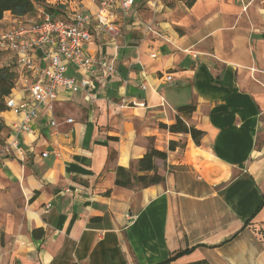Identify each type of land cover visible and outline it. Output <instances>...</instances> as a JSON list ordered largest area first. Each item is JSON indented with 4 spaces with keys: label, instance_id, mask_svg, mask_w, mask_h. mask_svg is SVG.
<instances>
[{
    "label": "crops",
    "instance_id": "obj_1",
    "mask_svg": "<svg viewBox=\"0 0 264 264\" xmlns=\"http://www.w3.org/2000/svg\"><path fill=\"white\" fill-rule=\"evenodd\" d=\"M30 16L5 12L0 32ZM90 33L83 52L115 73L92 65L90 99L60 90L0 156V264H155L183 249L177 263L264 264V0H134ZM7 52L10 97L29 105ZM176 115L203 132L198 144L167 129ZM21 116L0 113V147ZM151 145L167 153L154 160L162 180L115 185Z\"/></svg>",
    "mask_w": 264,
    "mask_h": 264
},
{
    "label": "built area",
    "instance_id": "obj_2",
    "mask_svg": "<svg viewBox=\"0 0 264 264\" xmlns=\"http://www.w3.org/2000/svg\"><path fill=\"white\" fill-rule=\"evenodd\" d=\"M63 1L62 4L66 6L69 0ZM90 2L95 5L93 12L72 11L66 6L67 16L60 19L53 18L45 9H38L36 18L30 16L26 22L17 23L0 32V51L13 54L14 63L21 70L22 82L31 99L29 105L16 103L11 97L6 99V106L14 108L22 116L12 123L11 139L6 146L0 147V156L9 147L18 149V136L31 131L30 123L38 117L41 108L47 113L53 112L60 90L86 92L89 76L94 73L92 65L105 67L109 74L115 73L110 62H104L93 54H85L83 46L90 38L92 27L111 29L112 15L129 13L134 0ZM154 3L155 1L152 2ZM147 29L153 31L150 25H147ZM69 65L81 72L79 80L66 74ZM165 78L170 80L171 75H166ZM86 96L90 99L92 94L87 91ZM65 122L71 123L73 120L66 118ZM49 124L55 127L58 123L51 118ZM47 154V151H43L41 156L45 157Z\"/></svg>",
    "mask_w": 264,
    "mask_h": 264
},
{
    "label": "trees",
    "instance_id": "obj_3",
    "mask_svg": "<svg viewBox=\"0 0 264 264\" xmlns=\"http://www.w3.org/2000/svg\"><path fill=\"white\" fill-rule=\"evenodd\" d=\"M40 0H0V19L3 18L5 12H9L13 16L23 17L26 15H32L35 11L37 4ZM44 9L53 18L65 19L67 16L66 6L62 3H56L54 6H44ZM16 77V70L10 64L0 62V113L6 110V99L10 97L11 90L14 86ZM194 109L193 105H182L178 108L179 113L189 114ZM2 129V123L0 121V131ZM170 132H182L189 133L193 141L198 144L202 131L194 128L191 125H186L185 122L176 115L174 123L167 126ZM173 147V143L169 144V148ZM167 153L165 151L158 150L152 145L148 147L147 151L139 158L134 165L135 172L131 169L123 167H117L115 185L122 187H131L134 184L141 187L158 183L162 180V176L156 172L154 160L156 158L165 159ZM140 173V174H139ZM264 202V198H263ZM34 232L38 230H33ZM2 241L0 240V246ZM190 249L175 250L170 255L155 263V264H210L205 259H198L185 263H177L176 259L183 254H186Z\"/></svg>",
    "mask_w": 264,
    "mask_h": 264
},
{
    "label": "rangeland",
    "instance_id": "obj_4",
    "mask_svg": "<svg viewBox=\"0 0 264 264\" xmlns=\"http://www.w3.org/2000/svg\"><path fill=\"white\" fill-rule=\"evenodd\" d=\"M177 1L185 2V0H163L164 3L172 4V5L175 4V2H177ZM56 2H57V0H40L39 4H37L35 11L33 12L34 15H36L38 13V11H37L38 9H44V6H54V5H56ZM63 2H64L63 0H60L57 3H63ZM66 6L68 8H70L72 11H75V9H76L74 7H70V5L68 3L66 4ZM32 18H34V17H32ZM22 22H24V21H22ZM2 29H5V28H2ZM4 54L5 53H2V55H4ZM7 54L9 56H11V54L9 52H7Z\"/></svg>",
    "mask_w": 264,
    "mask_h": 264
}]
</instances>
